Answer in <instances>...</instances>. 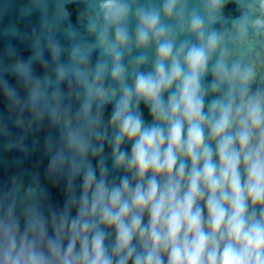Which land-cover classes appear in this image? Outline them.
<instances>
[{
	"label": "clouds",
	"instance_id": "9594fccd",
	"mask_svg": "<svg viewBox=\"0 0 264 264\" xmlns=\"http://www.w3.org/2000/svg\"><path fill=\"white\" fill-rule=\"evenodd\" d=\"M0 40V264H264V0H0Z\"/></svg>",
	"mask_w": 264,
	"mask_h": 264
},
{
	"label": "water",
	"instance_id": "95a60500",
	"mask_svg": "<svg viewBox=\"0 0 264 264\" xmlns=\"http://www.w3.org/2000/svg\"><path fill=\"white\" fill-rule=\"evenodd\" d=\"M33 20H35V17H33ZM3 47H4V41L0 40V49H2ZM24 54L27 55V52L25 51ZM0 110H2V107H0ZM109 111H110V109H109ZM145 116L147 119H150V117H148V113L146 110H145ZM19 156H21V154L18 152H12L9 154V153H4L2 150H0V161H2L3 159L11 160V159H14V158L19 157ZM36 163H37L36 158L33 157L29 160L24 161L23 168L25 170L30 171L35 167ZM14 171H15L14 168L5 165L3 162H0V183L6 182L9 178V176ZM53 198L57 201L60 200V197L56 192H53Z\"/></svg>",
	"mask_w": 264,
	"mask_h": 264
}]
</instances>
